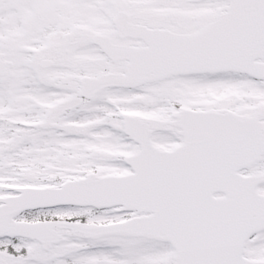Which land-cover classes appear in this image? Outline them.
Returning a JSON list of instances; mask_svg holds the SVG:
<instances>
[{"label":"snow or ice","instance_id":"obj_1","mask_svg":"<svg viewBox=\"0 0 264 264\" xmlns=\"http://www.w3.org/2000/svg\"><path fill=\"white\" fill-rule=\"evenodd\" d=\"M0 264H264V0H0Z\"/></svg>","mask_w":264,"mask_h":264}]
</instances>
